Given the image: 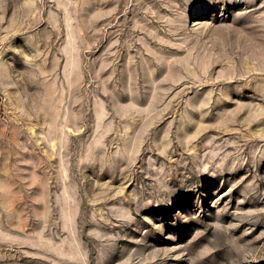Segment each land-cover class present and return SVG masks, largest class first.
Here are the masks:
<instances>
[{
	"label": "rangeland",
	"instance_id": "1",
	"mask_svg": "<svg viewBox=\"0 0 264 264\" xmlns=\"http://www.w3.org/2000/svg\"><path fill=\"white\" fill-rule=\"evenodd\" d=\"M0 264H264V0H0Z\"/></svg>",
	"mask_w": 264,
	"mask_h": 264
}]
</instances>
